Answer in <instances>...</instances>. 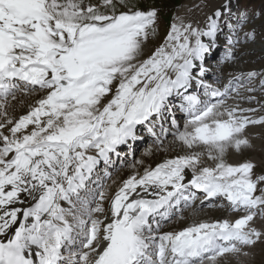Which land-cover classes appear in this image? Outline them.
Here are the masks:
<instances>
[{"label":"snow or ice","instance_id":"snow-or-ice-1","mask_svg":"<svg viewBox=\"0 0 264 264\" xmlns=\"http://www.w3.org/2000/svg\"><path fill=\"white\" fill-rule=\"evenodd\" d=\"M230 2L213 12L206 31L173 24L171 45L141 60L144 42L157 33L155 8L141 10L125 0H103L102 5L0 0V110L18 91L44 92L27 114L0 121V129L13 125L10 136L0 131V264H219L226 253L248 256L244 246L264 239V232L249 226L257 215L253 209L264 205V194L254 195L264 176L252 178L251 162L234 166L225 160L229 149L250 146L245 129L264 123V117L250 119L238 111L254 109L225 103L232 82L224 92L211 91L220 97L215 103L185 96L189 119L178 139L201 151L145 168L111 196L88 189L101 161L110 163L119 145L137 138V125L160 115L174 91L190 86L193 61L211 52L201 37L215 40L219 18L231 13ZM241 16L240 23L247 19ZM245 35L254 39L256 34ZM229 58H234L231 51ZM2 115L8 116L6 111ZM205 155L213 166H201ZM186 168L193 172L192 186L208 197L223 196L234 210L248 214L234 223L202 222L160 234L157 217L169 218L171 209L194 198L191 192L185 195ZM21 193L36 203L8 207L22 202ZM61 201L71 207L65 209ZM77 242L87 250L73 252Z\"/></svg>","mask_w":264,"mask_h":264},{"label":"rangeland","instance_id":"rangeland-1","mask_svg":"<svg viewBox=\"0 0 264 264\" xmlns=\"http://www.w3.org/2000/svg\"><path fill=\"white\" fill-rule=\"evenodd\" d=\"M85 2L103 4V0H85ZM226 2L227 0H125L126 4L138 6L141 10H151L153 8L158 10L157 33L154 36L150 35L144 42V52L141 60L147 59L161 46L171 45L172 42L168 40V34L171 32L173 24L178 26L181 23L185 26L191 24L194 29L199 28L206 31L210 24L209 17ZM236 5L241 8H236ZM230 8L231 13L225 11L224 15L218 20L220 31L217 32L215 40L207 36L201 37L204 43L211 44V49L217 48V54L210 61L209 54H206L203 60L207 62L206 66L208 68L206 71L211 72L207 73L212 75L207 83L214 89L225 91V86L232 82V89L224 97L225 103L230 107H236L238 110L254 109L253 112L240 113L238 111V114L246 115L253 120H259L264 117V0H231ZM241 14L247 17L242 23H240L242 20ZM229 24L235 26V31L230 30ZM253 31L256 34L254 39L245 35ZM189 40L194 44L195 37L190 36ZM166 50H170V47ZM229 51H231L234 58H229ZM197 61L200 60L197 59ZM195 68H192V70ZM249 72H255L257 75L249 78L247 76ZM191 75L193 84L197 86L199 84L198 79L201 77L200 72L197 73L195 69L191 72ZM195 94H197V91ZM43 95L42 90L35 89L30 92L18 91L15 94V99L9 96L5 108L0 110V121L7 118H12L14 121L19 119V117L27 114ZM202 100L205 103H215L218 99L212 101L204 97L201 98ZM3 111L7 112V117L2 115ZM175 115L178 126L170 127L174 131L169 132L171 130L167 127L168 132L163 131V133L166 132V137H160L156 133L159 140L154 139L151 141L150 136H147V139L140 144L135 157L114 173V178L108 186L106 185L102 189L103 192L111 196L129 176L136 173L143 175L145 168H155L166 160L189 154L192 151L202 150L200 148L189 149L178 139L177 134L184 131V126L189 117L188 114L181 112ZM154 118L155 123L160 122L157 115ZM12 126L6 124L5 128L0 129V131L10 136L11 133L8 129ZM136 133L145 134V124ZM244 135L250 141V146L242 148L240 151L234 148L229 149L225 160L234 166L245 162L253 163L255 167L252 170V178L256 180L258 177L264 176V123L249 124ZM0 146H2V143H0ZM213 163L206 155L201 157V166H213ZM185 170L193 177L190 168ZM184 180L186 179L184 178ZM262 194H264V182H259L254 195L259 196ZM198 197L199 205L187 209L166 224L161 234L164 232H179L186 227L202 222L214 223L226 219L234 223L237 219L248 214V210L243 208L234 210L223 196H219L212 204L206 205L200 203L208 198L207 195L201 194ZM102 203L105 212H108L109 200L105 199ZM262 210H264V205L253 209L257 215L253 221L249 222V226L264 232V213H262ZM69 219L71 220V217ZM101 219H103V216H101ZM86 250L82 249V251ZM244 251L248 252L249 255L226 253L223 257L218 258L219 264H264V239L258 241L254 246H244Z\"/></svg>","mask_w":264,"mask_h":264},{"label":"bare ground","instance_id":"bare-ground-1","mask_svg":"<svg viewBox=\"0 0 264 264\" xmlns=\"http://www.w3.org/2000/svg\"><path fill=\"white\" fill-rule=\"evenodd\" d=\"M209 41V40H208ZM195 63V60L193 61V64ZM196 68H197V66H195ZM195 67H193V68H195ZM192 71V70H191ZM208 73H211V72H208ZM169 75H171L173 78H175V74L174 73H172V72H170L169 73ZM191 82H192V80H191ZM191 89V88H190ZM189 88L185 91V92H188V91H192V90H190ZM181 90V89H180ZM179 90V91H180ZM181 96H183L182 94H181ZM162 114H164V110L162 111ZM160 125H162L164 128H167V125H168V123L166 122V121H161V123H160ZM138 126H140V125H137V127ZM137 127H136V129H137ZM120 154H123V153H120ZM124 154H126V153H124ZM11 156V155H10ZM184 178L186 179V180H184V181H182V183H184L185 184V182H190L191 181V179L193 178L192 176H191V174L189 173V172H187L186 170H184ZM170 188H171V186H169ZM94 189V188H93ZM94 190H96V188L94 189ZM200 191L202 190V189H199ZM91 191V190H90ZM91 192H93V191H91ZM148 199H152L153 197L151 196V195H149L148 197H147ZM210 199H213V197H209ZM20 200L22 201V202H18V203H15V204H13V205H10V206H8V207H16V208H20V209H25V208H29V207H31V206H33L35 203H36V201L32 198V197H30V196H28V194L27 193H21L20 194ZM229 202V201H228ZM230 203V202H229ZM61 206L62 207H64L65 209H68V208H70L71 207V205L68 203V202H64V201H61ZM22 219V213H20V214H18V222H17V225L16 226H18V223H19V221ZM15 227V226H14ZM187 228V227H186ZM185 229V228H184ZM161 234V233H160ZM37 251H38V249H37ZM77 253H79V252H77ZM79 257L77 256L76 257V259H78ZM33 259H34V261H38V256H35V255H33Z\"/></svg>","mask_w":264,"mask_h":264}]
</instances>
